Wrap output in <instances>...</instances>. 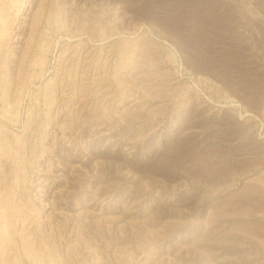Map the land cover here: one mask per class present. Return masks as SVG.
Returning <instances> with one entry per match:
<instances>
[{"label":"rangeland","instance_id":"rangeland-1","mask_svg":"<svg viewBox=\"0 0 264 264\" xmlns=\"http://www.w3.org/2000/svg\"><path fill=\"white\" fill-rule=\"evenodd\" d=\"M0 264H264V0H0Z\"/></svg>","mask_w":264,"mask_h":264}]
</instances>
